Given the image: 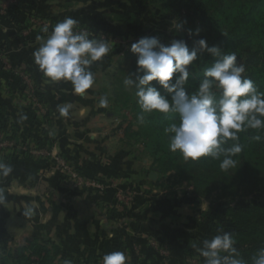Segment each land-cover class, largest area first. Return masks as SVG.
Wrapping results in <instances>:
<instances>
[{
    "label": "crops",
    "instance_id": "obj_1",
    "mask_svg": "<svg viewBox=\"0 0 264 264\" xmlns=\"http://www.w3.org/2000/svg\"><path fill=\"white\" fill-rule=\"evenodd\" d=\"M54 1L21 0L19 5L2 6L5 0H0L2 55L14 67L26 69L33 85L44 91L48 116L44 119L35 115L16 76L0 68V124L7 129L9 137H14L6 142L13 147L15 144L26 147L33 146L34 141L49 140L52 145L48 152L34 150L46 154L35 155L45 157V163L13 160L9 163L12 173L7 177L0 175V189L6 197L0 206V251L7 249L9 241L3 221L6 225L7 221H15L18 226L21 221H33L29 227L37 244L46 239L72 260L102 259L105 254L120 250L128 255L124 245L128 247L134 242L144 250L146 235L152 233L162 235L177 247L193 244L194 233H189V229L198 220V210L208 209H203V203L208 207L209 202L197 206L181 193L172 198L156 185L159 175L151 170L149 157L141 149L133 154L120 138L116 139L119 124L115 126L118 117L111 107V95L106 87L98 91L102 81L109 77L105 73L107 66L102 67L103 61L91 65L89 70L95 83L84 95L74 94L70 82H45L33 53L43 42L37 38L47 37L35 36V24L31 20L35 16L57 21L71 17L85 22L83 16L71 13L65 4L57 8ZM100 97H107V108L98 107ZM64 105H71L67 116L58 111ZM57 158L69 161L85 177L106 179L132 192L133 203L126 209L115 208L112 188L104 193L72 191L60 179ZM29 209L31 212L26 215Z\"/></svg>",
    "mask_w": 264,
    "mask_h": 264
},
{
    "label": "trees",
    "instance_id": "obj_2",
    "mask_svg": "<svg viewBox=\"0 0 264 264\" xmlns=\"http://www.w3.org/2000/svg\"><path fill=\"white\" fill-rule=\"evenodd\" d=\"M121 1L149 6L158 5L172 12L176 20L175 25L166 28H152L150 29L151 37H158L160 42L166 46L173 40H184L190 49L195 40L203 38L209 46L219 45L223 54L234 52L237 62L242 63L245 67V72L242 75L253 80L259 93H264V23H262L264 21V0ZM20 2L21 0H18L16 5H19ZM114 18H116L117 25L120 26L131 25L135 20L130 16L123 15H115ZM35 19L43 20L46 23L43 28L35 27V36L46 37L56 24L64 20L57 21L37 16ZM178 24H182V28L179 29ZM197 28L201 30L200 35L190 37L189 30L194 32ZM77 30H86L91 35L90 38L97 40H99L97 35H107L110 40V51L102 59L103 68L106 67V62H111V52H113L114 58L118 57L121 51L130 52L132 43L145 37V33L141 30L130 43H114L113 39L126 42L129 40L128 36L123 34L124 32L119 34L115 31L93 27L87 21L78 22ZM1 54L3 51L0 49ZM3 57L5 56L3 55ZM5 59L8 60L6 57ZM215 62L216 58L205 52L198 56L197 61L190 66L189 80L185 84V88L190 94L198 89L200 82L204 79V71ZM0 68L3 69L1 65ZM24 72L31 78L26 69ZM136 74L135 59L128 76L135 79ZM110 79L114 86L117 75ZM17 80L20 82L18 78ZM152 83L157 85L156 81ZM34 87L40 92L38 98L41 103L46 106L44 91L36 85ZM120 89L122 90H120V94L112 91L111 107L114 115L122 119L117 128L122 132V143L130 147L137 145L149 157L151 170L156 171L159 175L156 185L158 184L157 186L162 191H167L172 198L176 197L177 191H180L194 205L198 206L203 201L209 202L206 211L198 210V220L189 229V233H194L193 244L202 247L205 239H211L219 234L220 230H223L230 233L236 241L234 246L245 264H252V258L260 249L264 248V129H249L238 134L239 142L243 146L242 152L233 157L236 165L228 170H222L220 168L221 161L213 160L210 157H202L198 161L185 160L179 152L170 151L171 134L165 133V128L171 123H179L178 114L171 112L168 114H145V120L141 124L137 120L141 109L137 104L135 87L125 85L123 81ZM159 90L162 95H168L163 89ZM27 101L31 111L35 114V109L28 97ZM121 111L129 112L130 119L125 115L118 116ZM44 117V119L48 118L47 115ZM8 135L7 129L0 124V142L14 140V137ZM256 135H260L262 139L254 140L253 137ZM231 144L232 141H228L225 147H229ZM51 146L49 140L34 141L33 146L26 145L25 150L15 144L11 149L0 151V161L9 164L11 161L19 159L24 163L40 165L45 163L46 158L35 157L29 150L43 149L48 152ZM60 175L62 183L68 187L66 177ZM160 181L162 182L159 183ZM246 201L253 203L242 206L241 203ZM114 206L126 209L128 205L116 204L114 201ZM151 235L149 238L158 242V247L168 253V256L165 257L166 260H173V264H194V261L195 264H204V258L200 256L196 248L192 247V243L177 247L164 239L162 235ZM41 243L37 244L35 240H32L23 248L13 252L1 249L0 264H8V260L11 259L18 261L16 256L22 257L25 250L30 252L29 264H65V261H70L71 264H102L100 258L88 261L72 260L59 246L49 243L46 239L41 240ZM138 245L139 243L135 242L129 243L128 247L124 245L128 252L126 264H160L162 256L155 248L149 246L147 238L144 242L145 251L138 252L133 249ZM120 251L125 252L124 250ZM141 252L145 258H150L151 263L135 261V257H138Z\"/></svg>",
    "mask_w": 264,
    "mask_h": 264
},
{
    "label": "clouds",
    "instance_id": "obj_3",
    "mask_svg": "<svg viewBox=\"0 0 264 264\" xmlns=\"http://www.w3.org/2000/svg\"><path fill=\"white\" fill-rule=\"evenodd\" d=\"M77 27V20L65 18L55 25L47 39L37 38L43 42L33 56L46 83L70 82L74 94L84 95L95 83L89 70L91 65L102 61L110 48L109 41L92 39L87 31H78ZM200 31L189 30V36H199ZM130 51L137 57V74L135 79L129 76L124 83L135 87L141 109L138 122H144L145 114H178L179 123L165 128V133L171 134L170 151L179 152L185 160L198 161L202 157L220 160L222 170L235 167L233 157L243 147L238 134L264 129V93H259L253 80L242 75L245 67L237 62L236 54H223L219 45L209 46L203 38L195 40L190 49L184 40H173L166 46L154 36L140 38L132 43ZM205 52L216 62L204 71L198 89L190 94L185 88L190 66ZM159 89L168 95H162ZM70 107L59 106L58 111L67 116ZM98 107H108L107 97H100ZM253 139L260 141L262 137L256 135ZM228 141L232 144L225 147ZM12 171L10 164L0 161V175L7 177ZM5 202L0 189V206ZM30 212L29 209L25 214ZM235 243L230 233L220 230L211 239H205L202 247L195 244L192 247L204 258V264H245ZM102 264H126V255L113 251L103 256ZM252 264H264V248L252 258Z\"/></svg>",
    "mask_w": 264,
    "mask_h": 264
},
{
    "label": "rangeland",
    "instance_id": "obj_4",
    "mask_svg": "<svg viewBox=\"0 0 264 264\" xmlns=\"http://www.w3.org/2000/svg\"><path fill=\"white\" fill-rule=\"evenodd\" d=\"M18 1V0H17ZM11 2H5V5L2 6H8ZM17 3V2H16ZM13 3V4H16ZM52 2H50L51 5ZM66 5V9L71 10L74 14L77 16H83L82 19L84 21H87L89 24H91L93 27H99L106 30L115 31L119 34H125L128 36V41L124 43H130L132 39L137 36L138 32L141 30L145 33V37H151L150 29L152 28H166L170 26H174L176 23V20L174 18V15L172 12L167 11L166 9L161 8L158 5H140L136 2H125L121 0H56L54 1V5H56L57 8H62L63 5ZM12 5V4H11ZM10 5V6H11ZM49 5V3H48ZM5 9H7L5 7ZM66 11V10H65ZM59 12V11H58ZM115 15H123L126 17H131V19H135L134 23L127 26H120L117 25L116 18H114ZM35 20V19H34ZM264 23V21L262 22ZM111 62L108 64L106 62L105 66H107L105 73L108 74V78H105L104 82L102 81L98 88V91H101L104 87H106V90L108 89L109 94L112 95V91L117 92L120 94V85L128 79V74L130 70L133 67V61L137 59V57L130 51L124 52L121 51L120 55L116 58H114L113 52H111ZM117 75V81L114 82V86L112 84V80L110 79L112 76ZM111 82V83H110ZM122 91V90H121ZM127 91V89H126ZM113 96V95H112ZM111 96V97H112ZM127 116L128 119H130V114L127 111H121V114L118 116ZM122 119L118 117V119H115V126L120 124V121ZM120 132V133H119ZM122 139V132L121 130H118V135L116 139ZM115 139V140H116ZM128 151H133V154H138L139 147L137 145L134 146V148L128 146ZM135 150V151H134ZM64 160L62 158H57V160ZM69 164H71L69 161H66ZM72 167H74L72 165ZM76 169V167H74ZM91 179H96L99 181H105L106 183H109L106 179L101 178H95V177H87ZM160 181L159 183H161ZM111 184V185H110ZM107 184V189L112 188L114 192V188L112 187V183ZM100 191V192H99ZM93 191V193H104V191ZM177 193H181L180 191H177ZM182 195V194H181ZM181 198V197H180ZM114 200V196H113ZM133 203V202H132ZM253 203L252 201H246L244 203H241L242 206H245L247 204ZM203 209H207L206 202L203 203ZM32 215V213H31ZM198 218V217H197ZM33 221H21V225H17L15 221H7V225L5 224V221H3V229H6V239L9 240L7 244V250L8 251H15L19 250L20 248H23L25 245H27L29 242L32 241V239L35 240L34 231L31 232ZM20 228V229H18ZM148 228V227H147ZM21 230V232H20ZM154 233H152L153 235ZM151 234H147L148 244L150 247L154 248V244L158 243L153 238H149ZM151 235V236H152ZM33 237V238H32ZM32 238V239H31ZM142 241V240H140ZM141 248V246H140ZM138 246L133 247V249L138 252L145 251L140 250ZM160 254V252H158ZM143 255V253L141 252ZM168 254V253H167ZM161 255V254H160ZM22 257H17L19 260H8V264H29L30 261V252L28 250L23 251ZM162 256V255H161ZM168 256V255H167ZM137 258V259H136ZM157 258V257H156ZM34 259V258H32ZM31 259V260H32ZM150 258H145L143 255L141 257L140 253L138 257H135V261H143V262H149L151 263ZM74 260V259H73ZM155 260V259H154ZM160 264H173V260H166L165 256H162L160 258ZM195 264V261L193 262Z\"/></svg>",
    "mask_w": 264,
    "mask_h": 264
},
{
    "label": "built area",
    "instance_id": "obj_5",
    "mask_svg": "<svg viewBox=\"0 0 264 264\" xmlns=\"http://www.w3.org/2000/svg\"><path fill=\"white\" fill-rule=\"evenodd\" d=\"M5 2H11V4L16 3L17 0H5ZM33 24H35V27H45L46 23L43 20L39 19H33L31 20ZM86 31V30H81ZM52 32V31H51ZM51 32L48 33V36L51 34ZM91 36V35H90ZM97 38L99 40H107L110 41L107 38V35L100 34L97 35ZM112 42L114 43H121L123 44V41H120L119 39H113ZM0 65L5 71H9L13 73L19 80L20 88L22 91H24L28 97V99L31 101L33 108L35 109V115L38 117H44L47 114L46 106L41 103L40 99L38 98V95L40 94L39 91L36 90L34 87L32 80L30 77L24 72L23 68L14 67L8 60L3 57V55H0ZM13 147V145L9 142L2 141L0 142V151L5 148ZM23 150L26 148L23 147ZM29 152L32 155H46L42 152H36L34 150H29ZM57 170L60 174L64 175L68 181V187L72 191H78V190H86V191H104L107 189V184L105 181H99L96 179L87 178L83 175H81L74 167H72L71 164L64 160H56ZM111 185V184H110ZM114 188V201L116 204H125L130 205L133 202L134 194L127 190H122L118 188L116 185H112ZM100 192V191H99ZM154 248L157 250V252H160L162 256H167V252L163 249H160L158 247V244L153 245Z\"/></svg>",
    "mask_w": 264,
    "mask_h": 264
}]
</instances>
